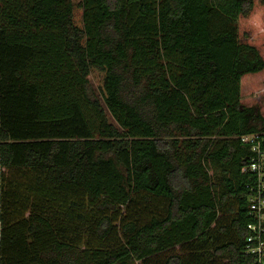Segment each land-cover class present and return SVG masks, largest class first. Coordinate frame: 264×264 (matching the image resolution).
Segmentation results:
<instances>
[{
	"label": "trees",
	"instance_id": "1",
	"mask_svg": "<svg viewBox=\"0 0 264 264\" xmlns=\"http://www.w3.org/2000/svg\"><path fill=\"white\" fill-rule=\"evenodd\" d=\"M256 131L264 0H0V264H251Z\"/></svg>",
	"mask_w": 264,
	"mask_h": 264
},
{
	"label": "built area",
	"instance_id": "2",
	"mask_svg": "<svg viewBox=\"0 0 264 264\" xmlns=\"http://www.w3.org/2000/svg\"><path fill=\"white\" fill-rule=\"evenodd\" d=\"M250 146L251 156L242 167L250 176L248 183V236L244 254L252 258L251 264H264V131H256L241 137Z\"/></svg>",
	"mask_w": 264,
	"mask_h": 264
},
{
	"label": "rangeland",
	"instance_id": "3",
	"mask_svg": "<svg viewBox=\"0 0 264 264\" xmlns=\"http://www.w3.org/2000/svg\"><path fill=\"white\" fill-rule=\"evenodd\" d=\"M75 1H80V0H75ZM108 110V109H107ZM108 117L112 122H115V120L113 119L112 115L110 114V112L108 111Z\"/></svg>",
	"mask_w": 264,
	"mask_h": 264
},
{
	"label": "crops",
	"instance_id": "4",
	"mask_svg": "<svg viewBox=\"0 0 264 264\" xmlns=\"http://www.w3.org/2000/svg\"><path fill=\"white\" fill-rule=\"evenodd\" d=\"M0 236H1V226H0Z\"/></svg>",
	"mask_w": 264,
	"mask_h": 264
}]
</instances>
